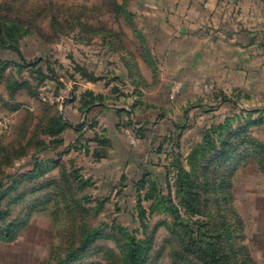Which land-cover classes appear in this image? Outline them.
<instances>
[{
  "label": "rangeland",
  "instance_id": "374dc122",
  "mask_svg": "<svg viewBox=\"0 0 264 264\" xmlns=\"http://www.w3.org/2000/svg\"><path fill=\"white\" fill-rule=\"evenodd\" d=\"M128 4L0 0V264H264V17L166 58Z\"/></svg>",
  "mask_w": 264,
  "mask_h": 264
},
{
  "label": "crops",
  "instance_id": "0c3cea01",
  "mask_svg": "<svg viewBox=\"0 0 264 264\" xmlns=\"http://www.w3.org/2000/svg\"><path fill=\"white\" fill-rule=\"evenodd\" d=\"M128 5L152 53L166 58L186 50L181 41H222L264 17V0H129Z\"/></svg>",
  "mask_w": 264,
  "mask_h": 264
},
{
  "label": "trees",
  "instance_id": "16d2710c",
  "mask_svg": "<svg viewBox=\"0 0 264 264\" xmlns=\"http://www.w3.org/2000/svg\"><path fill=\"white\" fill-rule=\"evenodd\" d=\"M1 26H2V29L3 30H11V31L12 30L13 31H18V29H20L18 27H21V26H18V25L6 26L4 24H1ZM3 47H10L12 49H17V50L20 49V47H19V45L17 44L16 41H14V42L8 41L4 37V35L0 36V49L3 48ZM51 70L54 72V69L53 68ZM263 168H264V166H263ZM87 240L88 239H85L84 242L79 247L80 248L85 247ZM131 240H132L131 243L133 245V249L131 250V255L130 256H131V260L132 261H131L130 264H139V260H138V253H139V250H140L139 249V244L136 242L135 239L132 238ZM218 264H221V261L220 260H219Z\"/></svg>",
  "mask_w": 264,
  "mask_h": 264
}]
</instances>
